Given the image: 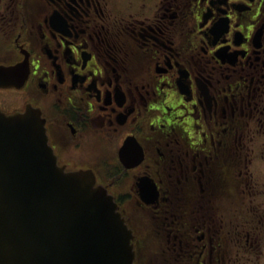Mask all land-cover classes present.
<instances>
[{
	"label": "flooded vegetation",
	"instance_id": "obj_1",
	"mask_svg": "<svg viewBox=\"0 0 264 264\" xmlns=\"http://www.w3.org/2000/svg\"><path fill=\"white\" fill-rule=\"evenodd\" d=\"M25 60L1 109H40L162 257L264 264V0H0V63Z\"/></svg>",
	"mask_w": 264,
	"mask_h": 264
},
{
	"label": "water",
	"instance_id": "obj_2",
	"mask_svg": "<svg viewBox=\"0 0 264 264\" xmlns=\"http://www.w3.org/2000/svg\"><path fill=\"white\" fill-rule=\"evenodd\" d=\"M15 74L0 66V85ZM32 110L0 111V264H133V235L111 195L90 171L56 164Z\"/></svg>",
	"mask_w": 264,
	"mask_h": 264
},
{
	"label": "rangeland",
	"instance_id": "obj_3",
	"mask_svg": "<svg viewBox=\"0 0 264 264\" xmlns=\"http://www.w3.org/2000/svg\"><path fill=\"white\" fill-rule=\"evenodd\" d=\"M141 221H142V219H141ZM160 250H161V249H160ZM154 255H155V252L152 254L153 257H152V259H151L150 262H154V257H155ZM149 256H150V255H149Z\"/></svg>",
	"mask_w": 264,
	"mask_h": 264
}]
</instances>
